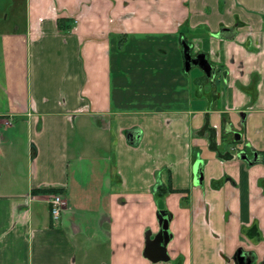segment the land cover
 Here are the masks:
<instances>
[{"label": "crops", "instance_id": "obj_1", "mask_svg": "<svg viewBox=\"0 0 264 264\" xmlns=\"http://www.w3.org/2000/svg\"><path fill=\"white\" fill-rule=\"evenodd\" d=\"M23 10L9 29L0 9V264L263 257L264 0H25ZM182 40L212 79L185 72ZM122 41L140 50L127 56ZM250 150L263 161L238 157ZM40 190L60 191L57 224ZM160 211L167 261L144 255Z\"/></svg>", "mask_w": 264, "mask_h": 264}, {"label": "water", "instance_id": "obj_2", "mask_svg": "<svg viewBox=\"0 0 264 264\" xmlns=\"http://www.w3.org/2000/svg\"><path fill=\"white\" fill-rule=\"evenodd\" d=\"M182 52L184 58V67L185 72H188L191 65L197 66L204 74L207 79H212L215 76V70L212 65L208 62L204 54H198L194 59L190 55V47L185 42V40L181 41ZM243 117V114H240ZM235 139L238 140L239 135L235 134ZM251 156L249 157L245 152H241L238 157L245 161L248 165L252 166L263 161V158L256 151L250 150ZM201 178V174H199V179ZM157 224H158V232L151 239L152 234L148 230L145 235V250L144 255L149 256L150 252L159 257L158 259H162L167 261L168 255L166 253V248L168 243L171 240V235L168 230L169 219L166 217L163 211H160L157 214Z\"/></svg>", "mask_w": 264, "mask_h": 264}, {"label": "rangeland", "instance_id": "obj_3", "mask_svg": "<svg viewBox=\"0 0 264 264\" xmlns=\"http://www.w3.org/2000/svg\"><path fill=\"white\" fill-rule=\"evenodd\" d=\"M24 5H25V0H0V9L4 8V10H5V12L2 15L3 16V21L5 20L3 23L5 24V26H7V28H9V29L11 28L12 29L16 25L22 26V24L24 23V20H25V11L23 10ZM146 7H147V5L145 6V8ZM122 42H123L124 46L129 45V47L126 49L127 51H125V53H127V56H128V54L131 51L140 50V48H139L140 46H138V48L135 46L136 45L135 44L136 41L134 43H132L131 46H130V44H128V42H127V44L124 41H122ZM178 44H179V42H178ZM141 46L146 47V44L144 43ZM137 53H139V51ZM139 66H141V65H139ZM130 68H131L130 65L127 68L124 67V75H123V77H124V81H123L124 86L129 84L128 79L130 77L129 76ZM217 75H219V74H217ZM187 76H190V77L187 78V82L189 83L193 79V77H192L193 73L191 75L188 74ZM114 87H115V85H114ZM124 95H126L125 92H124ZM149 109H156V108L152 107V108H149ZM230 118L232 119L233 126H235L236 129H239V127L236 125V123L238 121L237 115L236 114L235 115L232 114V115H230Z\"/></svg>", "mask_w": 264, "mask_h": 264}, {"label": "flooded vegetation", "instance_id": "obj_4", "mask_svg": "<svg viewBox=\"0 0 264 264\" xmlns=\"http://www.w3.org/2000/svg\"><path fill=\"white\" fill-rule=\"evenodd\" d=\"M195 57L192 58L194 59ZM243 152L249 157L251 156L249 151ZM166 217L170 219V216L166 215ZM231 260L233 264H264V256L259 258L254 251L244 250L243 248H239L232 256Z\"/></svg>", "mask_w": 264, "mask_h": 264}, {"label": "built area", "instance_id": "obj_5", "mask_svg": "<svg viewBox=\"0 0 264 264\" xmlns=\"http://www.w3.org/2000/svg\"><path fill=\"white\" fill-rule=\"evenodd\" d=\"M50 216L53 223H58L61 215V211L65 206V201L60 195H51L48 200Z\"/></svg>", "mask_w": 264, "mask_h": 264}, {"label": "trees", "instance_id": "obj_6", "mask_svg": "<svg viewBox=\"0 0 264 264\" xmlns=\"http://www.w3.org/2000/svg\"><path fill=\"white\" fill-rule=\"evenodd\" d=\"M68 20L69 19H58L57 20V26H58V29L60 31H69L71 29L72 24H70L69 23L70 20L69 21ZM39 192L42 193V194H46V195H54V194L55 195H60V191L59 190H40Z\"/></svg>", "mask_w": 264, "mask_h": 264}]
</instances>
